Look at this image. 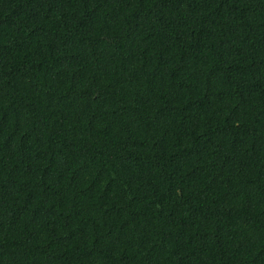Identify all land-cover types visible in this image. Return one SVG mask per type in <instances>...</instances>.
<instances>
[{
    "label": "trees",
    "instance_id": "trees-1",
    "mask_svg": "<svg viewBox=\"0 0 264 264\" xmlns=\"http://www.w3.org/2000/svg\"><path fill=\"white\" fill-rule=\"evenodd\" d=\"M0 264H264V0H0Z\"/></svg>",
    "mask_w": 264,
    "mask_h": 264
}]
</instances>
